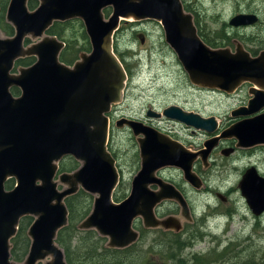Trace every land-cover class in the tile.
Listing matches in <instances>:
<instances>
[{
    "label": "water",
    "instance_id": "1",
    "mask_svg": "<svg viewBox=\"0 0 264 264\" xmlns=\"http://www.w3.org/2000/svg\"><path fill=\"white\" fill-rule=\"evenodd\" d=\"M38 1L32 11L29 0H10L6 20L15 33L5 38L0 33V264H68L56 239L68 224L65 200L80 189L95 199L79 228L108 238L110 248L124 249L139 240L134 228L139 218L147 229L174 226L179 230L175 218L159 219L155 208L164 200H176L190 220L188 203L157 173L175 167L192 187L201 189L194 161L201 156L207 165L221 139L235 138L236 147L245 149L264 144V51L252 57L240 49L210 48L198 36L181 0ZM109 8L112 13L106 19L104 10ZM249 18L240 15L236 20L247 24ZM73 19L83 22L91 51L69 66L60 61L65 43L48 31L57 22ZM128 19L162 25L166 42L193 86L225 94L245 83L253 88L248 105L232 112L243 119L218 137L212 136L220 127L215 116L205 118L175 105L161 113L147 112L148 117L168 118L211 135L198 153L141 121L117 120L116 127H127L138 138L141 168L128 197L116 203L113 194L120 176L108 150L109 114L125 100L128 74L114 51V37ZM26 57H35V63L13 73L16 61ZM13 88L20 90L18 96ZM233 152L230 148L222 153ZM66 157L74 158L80 167L58 175L59 162ZM10 179L15 185L7 190ZM152 185L160 190H151ZM239 188L252 213H264V178L255 167L246 171ZM25 216L35 218L28 231L31 247L24 262L16 263L11 258V240Z\"/></svg>",
    "mask_w": 264,
    "mask_h": 264
},
{
    "label": "rangeland",
    "instance_id": "2",
    "mask_svg": "<svg viewBox=\"0 0 264 264\" xmlns=\"http://www.w3.org/2000/svg\"><path fill=\"white\" fill-rule=\"evenodd\" d=\"M187 1L195 3L198 0ZM199 1L200 10L207 14L233 11L235 3L234 0ZM109 9L111 15L112 9ZM5 22L9 24L6 16ZM80 23L79 21L78 25L65 28V38L72 46L70 53L78 54L79 51L81 53V48L86 46ZM83 29H85L84 25ZM0 33L4 38L12 37L14 28L11 35L5 34L1 29ZM115 42L119 53L123 55L124 63L128 66L125 100L119 106L113 107L115 110L110 117L112 124L108 143V150L115 155L120 174V182L115 190L117 192H114L113 196V201L118 203L125 195L124 199L130 194L133 177L141 168V158L139 144L132 131L124 127H116L117 120L135 114L144 115L147 108L161 113L171 105H178L192 109L205 118L215 116L221 127H227L232 121L231 111L243 105L241 98L245 97V94L230 99L225 93L218 91L210 93L193 86L177 55L166 42L162 25L157 21L135 22L130 19L122 21ZM66 56L68 57V53ZM160 127L170 129L173 124L162 122ZM174 132L187 146L195 142V149H202L204 143L211 137L203 131L198 136L192 137L189 131L178 126L175 127ZM212 158L215 160V166L210 170L202 169L206 184L199 191L185 184L181 176L182 171L171 168L164 172L166 177L183 185L194 222L191 224L184 221V230L177 232L162 228L147 229L142 218H139L136 229L143 235L136 246L139 264H178L177 258L179 261H185L195 255L208 258L212 264H264V217L258 220L253 215L238 186L241 171L249 163L260 165L264 161V151L257 152L253 157H250L248 152L241 151L230 158H225L218 152ZM261 169H264V165ZM217 193L222 195L229 193L228 201H221ZM92 197L95 199L94 195ZM180 212L181 208L176 202L168 200L161 204L156 215L159 218L175 214L177 216ZM201 234L202 238H200ZM188 237L191 238L192 245L177 254L175 260H169L166 257L168 253L166 243L175 238L183 241ZM105 239L108 243L109 239ZM225 254L227 256L224 260H216L218 256L222 257ZM249 261L254 262L248 263Z\"/></svg>",
    "mask_w": 264,
    "mask_h": 264
},
{
    "label": "flooded vegetation",
    "instance_id": "3",
    "mask_svg": "<svg viewBox=\"0 0 264 264\" xmlns=\"http://www.w3.org/2000/svg\"><path fill=\"white\" fill-rule=\"evenodd\" d=\"M234 1H235V3H234V6H233V11H229V12L228 11H226V12L225 11H221V12H214L212 14H207V13L203 12L202 10H200V7L198 5V3H200L199 0L197 2H195V3H193V2L192 3H189L187 0L186 1L184 0V1H182V3H183L185 12L187 14H189V15L192 16V22H193V24H194V26H195V28L197 30L198 36L202 39V41L207 46H209L212 49H228V50H230L232 52H235L238 49H240V50H244V51L248 52L252 57H257L261 52L264 51V0H234ZM218 4H220V3H218ZM240 15L252 16V18H249V19L246 20L248 22L247 24L246 23L245 24H242L241 22H238L236 20V17H238ZM105 17H106V15H105ZM106 19H108V17H106ZM70 21H80L82 23V25H84L83 22L81 20H79V19H73V20H68L66 22H59V23H67V22H70ZM145 21H148V20H145ZM84 31L86 33V30L85 29H84ZM14 33H15V30H14ZM60 41H62V40H60ZM143 42H144V38L142 37V43ZM30 43H31V41L27 39L26 40V44L29 45ZM64 43H65V47H64L63 51L67 47V42H64ZM114 43H115V37H114ZM63 51H62V53H63ZM90 51H91V46H90ZM90 51L89 52H83V53H90ZM81 54L82 53H80V55ZM20 59H24V58H20ZM73 64H71V65L70 64H66V65L73 66ZM15 65H16V63H15ZM15 68L16 67L14 66V70L12 71L13 73H17V70H15ZM252 88H253V86L251 84L245 83V84H242L234 93H232V94H226V95L229 96V98L231 99V98H237L241 94H245V97L241 98V101H242V104L243 105L239 106L238 108L245 107V106L248 105L250 99L252 98V95L250 94V90ZM205 91L206 92H210V93H216L215 91H209V90H205ZM15 96H18V95H15ZM246 96H248V99L247 100H246ZM175 106H178V105H175ZM179 107H181V106H179ZM181 108L184 111H186V112L196 113V111H194L192 109H188V108H185V107H181ZM238 108H236V109H238ZM113 110H115V108L112 109L111 113L109 114V117H112L113 116V113H114ZM149 110L154 111V109H152V108H147L145 110V114L144 115H137V114H135L133 116H130L129 118L134 119V120H137V121H141V122L145 123L146 125L151 126L152 128H154V129L160 131L161 133L169 136L172 140L181 143L188 151H190L192 153H198L199 151H201L202 149H204V146H203L202 149L201 148L195 149V142H192V143H190L187 146L186 143H184V141L179 137V135L178 134H175V132H174L175 127L178 126V127H181L182 129H184L186 131H189L190 132V135L192 137H196L201 132L200 130L191 129V128L185 126L184 124H182L180 122H177L175 120H171V119H168V118H166V119L160 118V119H157V120H155L156 118L152 119L153 117H148L147 116V112ZM233 111L234 110L231 111L232 121H231V119H229V121H231V124L229 126H227V127H221L220 122H219V126L220 127H218V131L214 135H212V136H215V137L220 136L221 132H223L224 130L228 129L229 127H231L232 125L236 124L237 122H239V121H241L243 119L242 117H239V118L233 117L232 116V112ZM162 122L171 123V124H173V127H170V129L162 128V127H160V123H162ZM124 128L130 131L129 128H127V127H124ZM134 137L136 138V140L138 142V138L136 136H134ZM237 143H238V141L235 138H232V139H221L219 141V143H218V146L211 152V154H210V156L208 158L207 165L204 164V162L201 159V156H198L197 157V159L194 161V169H193V171L196 173V175L202 181V183H203L202 188H204L205 187V184H206L205 178L202 175V169H208V170H210V169L213 168V166H215V160H213L212 157L216 153L219 152V153H221V155L223 157L230 158L234 154H236L238 152H241V151L242 152L243 151L244 152H248V154H249L250 157L255 156L257 154V152H263L264 151V144L258 145V146H254L252 148H246L245 149V148H237L236 147ZM230 148H233L234 149V152L231 153L228 156L223 155L222 152L224 150L230 149ZM66 158H64V159H66ZM64 159H62L59 162V171H60V163ZM263 165H264V161L260 165L257 164V163H255V164L254 163H249L241 171V173H240L241 180H242L244 174L246 173V171L249 168H251V167H255L256 170H257V172H258V174L261 177L264 178V171H263L264 169L263 170L261 169V166H263ZM79 167H80V164H79ZM116 167H117V165H116ZM171 168H175V167L164 168V169L160 170L157 173V176L159 178H161L164 182L173 185L176 188V190L183 195V197L186 199V201L188 203V207H189V210H190V220L186 219V217L183 216L182 209H181V212L179 213V215H177V216H176V214L175 215H171V216H167V217H173V218H175L177 220V224L181 226L179 230H177L174 226L172 228H170L169 230H174V231L181 232L185 228V225L183 223L184 221H187V222L193 224L194 220H193V217H192V211H191L190 202H189L188 198L186 197V195L184 193L183 185H180V184L176 183V181L174 179H169L168 177H166L164 175V172L167 171L168 169H171ZM117 170H118V168H117ZM175 170L178 171L179 169L176 168ZM59 171H58V175L63 174V173H60ZM139 171H140V168L137 171V173H135V176L138 174ZM179 171H181V170H179ZM64 173H69V172H64ZM119 176H120V174H119ZM181 176L183 177V179L185 181V184L187 186H189L190 184L187 183V181L185 180L182 172H181ZM10 180H14V179H10ZM119 182H120V180H119ZM14 185H15V180H14ZM238 186H239V184H238ZM63 187L64 186L61 187V185H59V189H63ZM150 189L153 190V191H158V190H160V187L159 186H156V185H152V186H150ZM201 189H196V190L199 191ZM80 190H78V192ZM130 191H131V189H130ZM217 197L219 199H221V201L227 202L228 201V198H229V193H226L224 195H222L221 193H217ZM168 200H171V199L164 200L163 202L168 201ZM173 201L176 202L177 206H179L181 208L180 204L176 200H173ZM163 202H161L160 204H158L156 206V208H155V215H156V211L158 213V210L161 207V204ZM65 204H66V200H65ZM66 207H67V205H66ZM67 210H68V208H67ZM25 217H27V216H25ZM30 217H32V216H30ZM68 217H69V211H68ZM156 217L159 218L157 215H156ZM165 217L166 216L160 217L159 219L165 218ZM255 217H257L258 220H262L263 217H264V213H262L260 216H255ZM34 220H35V218L33 217V222H34ZM137 222L138 221L136 220L135 223H134V228L135 229L137 228V225H136ZM174 225H175V223H174ZM157 229H160V228H157ZM27 235H28V232H27ZM139 235H141L140 232H139ZM139 238H140V236H139ZM30 241H31V239H30ZM11 245H12V243H11Z\"/></svg>",
    "mask_w": 264,
    "mask_h": 264
},
{
    "label": "trees",
    "instance_id": "4",
    "mask_svg": "<svg viewBox=\"0 0 264 264\" xmlns=\"http://www.w3.org/2000/svg\"><path fill=\"white\" fill-rule=\"evenodd\" d=\"M9 1L10 0H0V29L7 35L13 34V27L5 22V16L7 13ZM38 5H39L38 0H29L28 2V7L30 10H35L38 7ZM110 12H111L110 9H106L104 11L106 17L110 16ZM75 24L78 25L79 21H70L67 23L57 22L48 31V34L52 36H56L58 39L67 42V47L61 54L60 60L63 63L70 65L79 59L80 51L78 54L70 53L72 46L71 43H69L68 40L65 38V28ZM80 25L83 30L82 31L83 40L86 41V46L81 48L82 49L81 53L89 52L90 44L88 41V37L83 29L82 23H80ZM114 51L127 71L128 66L127 64L124 63L122 59L123 55L119 53V49L116 45V42L114 43ZM67 53H68V57L66 56ZM34 60L35 59L33 57L19 59L16 62L15 70H17L18 67L19 68L28 67L32 65L34 63ZM12 93L14 95H19L20 90L18 88H13ZM112 155L113 157L115 156L114 154ZM77 168H79V163L75 161L73 158L67 157L60 163L59 172L71 173L76 171ZM13 187H14V180H10L6 183L7 190L12 189ZM116 192L117 191H115V193ZM93 202L94 199L92 195H90L89 193L85 192L82 189L76 194L66 199V205L69 211L68 225L59 231L56 239L57 244L64 251L66 262L68 264H139L138 251H136L137 243L124 249H114L108 247V243L106 239L104 237H100L96 231L79 229L80 223L91 213ZM32 222H33V217L30 216L21 219L19 223L18 232L11 241L12 243L11 258L13 261L17 263L24 262V260L26 259L29 253L31 241L27 235V232ZM176 236H180V235H176ZM142 237L143 235L141 234L137 242L141 241ZM202 237L203 235L201 234L200 238ZM188 238L184 239L183 241L176 238L169 240L166 243L167 244L166 250L168 251L166 257L169 260H175L178 257L177 254L182 253L187 246L189 247L192 245L191 238L189 239ZM226 256L227 254H225L222 257L218 256L216 260L217 261L218 259L224 260ZM177 260H178V264H212V261L208 260V258H203L200 255H195L193 258H190L189 260L187 259L185 261L183 260L179 261V258H177ZM253 262L254 261H249L248 263H253Z\"/></svg>",
    "mask_w": 264,
    "mask_h": 264
},
{
    "label": "bare ground",
    "instance_id": "5",
    "mask_svg": "<svg viewBox=\"0 0 264 264\" xmlns=\"http://www.w3.org/2000/svg\"><path fill=\"white\" fill-rule=\"evenodd\" d=\"M139 173V172H138Z\"/></svg>",
    "mask_w": 264,
    "mask_h": 264
}]
</instances>
